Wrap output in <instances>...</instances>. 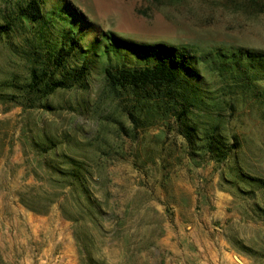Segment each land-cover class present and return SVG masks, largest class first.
<instances>
[{
  "label": "rangeland",
  "instance_id": "374dc122",
  "mask_svg": "<svg viewBox=\"0 0 264 264\" xmlns=\"http://www.w3.org/2000/svg\"><path fill=\"white\" fill-rule=\"evenodd\" d=\"M22 1L0 0V21ZM65 1L96 28L83 43L111 32L197 56L264 51V0ZM21 47L20 36L0 39V264H264L262 98L226 92L197 65L217 102L201 125L217 123L238 143L216 161L173 120L134 126L102 61L85 88L23 107L4 86L27 76ZM69 159L82 163L85 191L64 176Z\"/></svg>",
  "mask_w": 264,
  "mask_h": 264
},
{
  "label": "trees",
  "instance_id": "16d2710c",
  "mask_svg": "<svg viewBox=\"0 0 264 264\" xmlns=\"http://www.w3.org/2000/svg\"><path fill=\"white\" fill-rule=\"evenodd\" d=\"M45 3L23 0L0 21V39L21 37L18 54L27 66L22 81L13 78L4 84L11 90L5 96L25 108L45 107L42 101L58 89L85 88L94 63L102 61L106 86L126 101L134 126L153 117L173 120L191 146L216 161L237 148V142L226 143L217 123L201 125L199 115L217 102L201 86L197 65L213 72L226 92L239 89L264 100V51L237 47L197 56L185 46L136 41L111 32L83 43L95 26L65 0H57L51 10H45ZM69 160L64 176L70 186L77 184L85 191L82 163Z\"/></svg>",
  "mask_w": 264,
  "mask_h": 264
}]
</instances>
